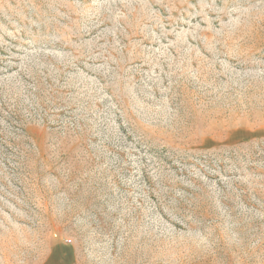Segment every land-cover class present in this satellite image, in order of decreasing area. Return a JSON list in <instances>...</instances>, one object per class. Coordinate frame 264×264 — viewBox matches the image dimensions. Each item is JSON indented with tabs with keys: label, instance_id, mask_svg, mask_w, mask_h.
I'll list each match as a JSON object with an SVG mask.
<instances>
[{
	"label": "rangeland",
	"instance_id": "rangeland-1",
	"mask_svg": "<svg viewBox=\"0 0 264 264\" xmlns=\"http://www.w3.org/2000/svg\"><path fill=\"white\" fill-rule=\"evenodd\" d=\"M0 264H264V0H0Z\"/></svg>",
	"mask_w": 264,
	"mask_h": 264
}]
</instances>
